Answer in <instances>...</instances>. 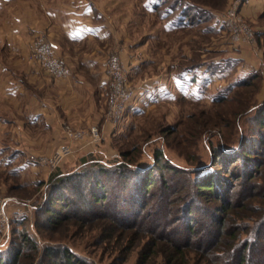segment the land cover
Segmentation results:
<instances>
[{
	"label": "rangeland",
	"instance_id": "1",
	"mask_svg": "<svg viewBox=\"0 0 264 264\" xmlns=\"http://www.w3.org/2000/svg\"><path fill=\"white\" fill-rule=\"evenodd\" d=\"M147 1L0 0V207L5 215L0 222V258L4 264H37L47 244L70 247L88 264H139L142 242L138 239L147 238V231L121 226L114 216L144 229L152 227V235L161 233L178 242L188 239L192 245L197 235L214 232L215 219L222 212H215L216 203L205 196L189 195L190 216L184 222L178 220L176 209L193 187L189 179L208 173L220 153L222 162L214 172L229 178L225 169L235 163L246 144L263 163L257 168L261 176L253 181L264 182V125L260 123L264 118V0H188L213 10L214 15L176 29L167 28L158 10L148 11ZM87 2L95 11L81 17L78 10ZM65 7L71 8L69 13L79 12L80 19L106 24L105 39L66 38L56 18ZM37 41L50 45L63 62L65 77L53 76L38 59L33 47ZM56 42L69 54L60 56ZM112 53L121 56L135 88L118 124L108 119L107 69V79L99 84L101 76L91 73L98 65L89 66L84 59L105 57L107 67ZM200 64L194 86L174 88L172 75ZM206 66L212 68L209 78ZM80 94L82 100L72 105L68 97ZM69 112H75L73 119ZM34 115L38 118L33 119ZM93 126L98 127L100 139L94 140L89 133ZM67 127L85 130L86 137L77 140L75 150L58 165L41 162L71 140ZM160 147L181 168L178 172L154 169L151 176L160 181L165 174L169 190L152 197L142 192V177L155 166L154 154ZM122 163L129 171L119 170ZM54 173L71 179L57 186ZM230 180L233 186L230 182L224 186L230 190H224V196L232 190L251 189L249 184L240 187L238 181ZM54 189L60 197L48 214L45 199ZM92 191L106 195V200L96 203ZM142 204L146 209L141 210ZM234 211V218L243 220ZM244 221L249 226L256 222ZM184 223L198 228L196 235ZM24 236L37 242L38 248ZM212 244L211 240L209 248L193 250V263L222 260L225 254L218 251L223 257L215 259ZM18 249L27 256L13 261ZM158 253L149 264H164Z\"/></svg>",
	"mask_w": 264,
	"mask_h": 264
},
{
	"label": "trees",
	"instance_id": "2",
	"mask_svg": "<svg viewBox=\"0 0 264 264\" xmlns=\"http://www.w3.org/2000/svg\"><path fill=\"white\" fill-rule=\"evenodd\" d=\"M168 1L169 0H148L144 3L148 11L158 10V12L161 13V18L164 17V20L167 22L166 26H168V29H176L186 25L190 26L191 24L195 25L196 23L203 21L205 18H212L214 15L213 10L197 7L194 3L188 0H174L172 3H167ZM182 3L183 6L181 8L180 5ZM188 8L191 10L188 11ZM194 11L197 13L191 17L190 14ZM166 17L168 18L165 19ZM210 28L214 29L212 26ZM201 65L202 64L198 66L196 65L192 68H189L187 71L196 70ZM205 69L209 71L212 70V68H207V66ZM213 69L215 71L216 67ZM249 75L250 74L242 77V81L244 82V80H246L245 78H248ZM260 123L262 126L264 125V118L260 121ZM261 140V144L264 145V135H261ZM165 151L166 150L164 147L156 149L154 154L155 166L150 167V169L147 170V172L142 177L141 190L144 195H150L154 197L169 190V182L165 174L162 175L160 181L151 176L154 169L163 170L165 168L169 171H180L181 167L179 165H175L172 160L168 158ZM255 154V150L252 148V146H248V144H246L245 148H243L241 151V155L235 159V163L229 168L225 169V171L229 174V178L234 181H238V184L240 183V187L247 184L251 185V189L248 188L246 193L244 190H232L230 195H225L226 197L224 196V190L230 192V190L225 189L224 186L229 182L233 186V183L231 180L229 181V178H227L225 175H221V171H218V173L214 172L215 165H217V167L221 165V153L215 158L213 163L214 166L210 167L208 171L206 170L208 173L204 174L205 176L210 172V175L207 177L201 176L195 179H189L193 187H191L187 193L183 194L182 204L180 207H178L179 210L176 209V212H178L176 213L178 220L184 222V220L190 216L192 204L190 205V203L187 202L189 195L194 196L199 194L205 196L207 201H213L216 203L214 206L215 212H222V214L215 219L216 228L214 232H210L211 234H207L202 237L197 235L195 239L196 241L193 243L194 245H191V242L188 239L183 242H178L170 238H164L161 233L152 235L151 232L154 231L152 227L144 229L141 228L142 226H136L130 222H123L122 218L118 216H112L113 220L118 221V224L121 226H134L136 232H138L139 229L147 231V238L143 235L138 239L140 240L139 242H142V246L139 248V264L153 263L157 255L156 253L158 252H160L161 256H163L164 264H198L195 262L193 263V258L190 257L191 252H193V250L199 252L201 248H209L208 243L211 240L213 243L212 245H214L213 253L215 259L219 260L223 257L222 254L220 255V253H218V251L223 252V255L225 254L222 260L217 261V264H264V182L261 184L262 181H253V179L261 176L258 174L257 168L263 163H258ZM118 168L119 170H127L128 166L122 163L118 166ZM55 175L57 176V180L55 177H53V182H55L57 186H59L58 184L60 183L61 185L65 186L67 181L71 179V176L69 177L62 174L58 176V174L54 173L53 176ZM98 184L99 183L96 182L95 185L97 186ZM232 195L235 196L234 200L232 199ZM59 197L60 195L55 189L51 191L50 198H47L46 196L47 199L45 200L49 205L46 206L45 212L48 214L53 213L51 211H54V207L51 204L53 202H58ZM91 197L92 199L96 200V203H98V201L103 202L107 198L106 195L100 197L99 194L93 191ZM60 203L67 204L68 201H61ZM145 205L146 204L140 205L142 208L141 210L146 209ZM229 209L232 211L231 214L228 213ZM243 209L247 212L244 213ZM234 210H237V213L239 212V214L242 215L241 217L243 220L239 221L234 218L235 215L233 212L236 213ZM225 215H228L227 219L225 218ZM136 218L138 219V217ZM245 218H248L249 221L255 220V225L249 226V224L246 223L247 221H244ZM133 221L134 220L131 222ZM128 224L131 225L127 226ZM186 225L188 231L191 232L192 235H196L198 228L191 226L190 223H187ZM119 233L120 232H118V234ZM244 234H247V236L243 238ZM211 236L213 239H211ZM24 240L32 242V247H34V249L38 248L37 242L31 240V238L24 236ZM159 242L164 243L160 244ZM202 244L206 245L202 247ZM21 251V249H18L17 253L12 259L13 261H16L17 257L20 255L21 258H25L27 256L26 252ZM37 260V264H42L43 261L45 264H88L87 260L79 257L72 248L53 244L45 245L42 249L41 255ZM250 260H252V263H249ZM0 264H4L2 257L0 258Z\"/></svg>",
	"mask_w": 264,
	"mask_h": 264
},
{
	"label": "built area",
	"instance_id": "3",
	"mask_svg": "<svg viewBox=\"0 0 264 264\" xmlns=\"http://www.w3.org/2000/svg\"><path fill=\"white\" fill-rule=\"evenodd\" d=\"M36 50L37 57L47 66L49 72L57 77H65L63 62L55 55L49 44L37 41L33 45ZM107 74L109 79V94H108V119L118 124L124 116V113L130 104L135 88L129 79V72L127 71L124 62L119 53H112L107 61ZM67 133L71 138L68 142H62L53 152V154L41 158V162H49L53 166L59 164L62 158L71 154L75 149L74 144L77 140L86 137V131L83 129H72L67 127ZM94 140L100 139V132L97 126H93L89 132ZM74 140V142L72 141ZM5 215L3 208L0 207V222L4 221Z\"/></svg>",
	"mask_w": 264,
	"mask_h": 264
},
{
	"label": "crops",
	"instance_id": "4",
	"mask_svg": "<svg viewBox=\"0 0 264 264\" xmlns=\"http://www.w3.org/2000/svg\"><path fill=\"white\" fill-rule=\"evenodd\" d=\"M67 7H65L64 9H61L59 12L56 13V18L58 21V24L61 27V30L64 34V36L66 38H68L71 41H81V40H85L86 38H96L97 40H104L106 35L108 34V32L106 31L107 29H105L106 24H103V22H94V21H89L87 19L83 20L82 18L80 19V14L79 12L75 11V12H71L69 13V11L71 10V8L67 11L66 9ZM94 6L91 2H87L85 3L83 6H81V9L78 11H82V16H91L94 13ZM66 11L65 14H63L61 11ZM56 11V10H55ZM107 32V34H106ZM55 49L56 51H58L57 53L60 54V56H63L64 54L67 55L69 54L65 48L60 44L56 42L55 45ZM64 49V50H63ZM87 62V64L89 66H97L98 65V69L97 71H91V73H93L94 76H101L99 79V84L100 82H104L107 79V75H106V59L104 58H92V57H85L84 58ZM203 70L204 67L202 68ZM205 71H209V70H205ZM77 75V73H76ZM212 76V74H211ZM172 84H174V88L176 86L182 88V86L184 84L188 85L191 84V86H194V83L199 81L200 78V71L196 70H191V71H185L182 72L180 74L175 73L174 75H172ZM210 77V71L206 72V78ZM79 80V79H78ZM82 81V80H81ZM84 83V81L82 82ZM188 83V84H187ZM66 98V97H64ZM82 95L80 94L78 97L76 96V98H71L70 96L68 97V100L70 101V103H72V105H77L78 102H80L82 100ZM65 105H66V99L64 100ZM69 103V102H68ZM76 108V107H75ZM79 114L81 113V109L78 111ZM74 113H67V115L69 116V119H73L75 115ZM38 116L34 115L33 119H37Z\"/></svg>",
	"mask_w": 264,
	"mask_h": 264
}]
</instances>
